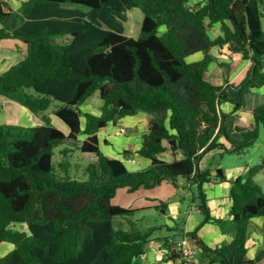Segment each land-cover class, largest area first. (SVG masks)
<instances>
[{
	"label": "trees",
	"instance_id": "obj_1",
	"mask_svg": "<svg viewBox=\"0 0 264 264\" xmlns=\"http://www.w3.org/2000/svg\"><path fill=\"white\" fill-rule=\"evenodd\" d=\"M134 8L144 14L138 39L125 35L124 28ZM12 16L0 0V40L20 39L27 56L0 75V97L42 116L44 124L0 125V244L15 245L0 264H144L161 227L116 229V217L135 212L113 204L121 189L134 193L163 183L177 186L184 179L196 186L203 224L222 222L211 217L203 186L213 176L222 182L226 176L221 168L213 175L199 165L210 151L226 150L218 143L223 135L229 139L222 104L249 111L256 129L264 126V102L252 105L255 91L264 88V0H26L23 22L8 27L5 21ZM216 25L222 32L212 38ZM226 46L252 62L235 87L239 101L206 77L215 60L211 50ZM196 54L204 55L202 61L190 62ZM97 91L101 114L83 112L81 106ZM55 101L60 105L54 114L68 126V135L44 115ZM140 113L148 130L137 153L151 164L133 172L102 151L98 133ZM63 143L82 152L81 163L69 160L73 149L67 148L55 167V151ZM165 153L172 161L161 158ZM72 165L85 180L72 179ZM260 170L254 167L248 179L231 181L236 226L231 243L212 248L197 230L188 233L202 264L264 259V248L254 260L247 256L254 218H263L264 236V192L254 181ZM162 240L170 252L166 260L182 256L178 244Z\"/></svg>",
	"mask_w": 264,
	"mask_h": 264
},
{
	"label": "crops",
	"instance_id": "obj_2",
	"mask_svg": "<svg viewBox=\"0 0 264 264\" xmlns=\"http://www.w3.org/2000/svg\"><path fill=\"white\" fill-rule=\"evenodd\" d=\"M198 1L199 0L193 4H196ZM1 3L5 12L14 13L16 11L22 10L23 14L26 0H1ZM0 28H2L1 23ZM221 32L220 25L213 26L210 29V35L212 38L218 37L221 35ZM211 54L215 60L209 64L206 77L213 84L227 89L230 92L232 98L236 101H239V95L235 87L238 86L247 76L251 70L252 62L250 60L243 59L241 54L233 53L228 46L224 48L215 47L211 50ZM26 56L27 45L23 41L15 38L1 39L0 75L9 70L13 65L24 60ZM203 58V54H196L189 58V61L196 62V60L200 61ZM254 96L257 100H259L260 96H264V88L255 91ZM263 102L264 100L262 103ZM228 105H230L231 108H229ZM0 109H2L9 125L34 127L36 125L44 124L42 116L33 115L24 106L7 98L0 97ZM220 109L223 114H226L229 110H236L238 112V116L239 113H241L239 116L240 118L250 117L252 119V125L255 127L254 117L249 111L245 112L243 109L237 110L236 106L230 102L222 104ZM224 109L226 112H224ZM82 111L89 112L87 109ZM84 125L85 119L82 118V126L84 127ZM123 125H126L127 128ZM128 128L132 130V133H146L148 130L146 115L144 113H140L136 116L125 117L119 120L117 123L109 124L104 130L100 131L98 133L100 143L103 142L105 146L102 151L110 158L120 159L124 161V163L131 165L133 168H135V170L137 167L138 171H143L151 164L150 160L139 156L137 153L142 148L144 138L141 136V134L128 136ZM122 129H124V132L121 131ZM124 134H126L127 137H125ZM218 143L224 145L225 149L228 151H232L234 149L233 142L224 135L219 138ZM219 151L222 152L224 150L218 147L206 154L200 162V170L209 169L212 171L213 175H215V171L216 169H219V166H212L211 159L214 158L213 154ZM134 157H137V159H134ZM161 158L167 161H172L173 159L167 153L163 154ZM225 176V182L219 181L215 178V176H213V180L203 186V193L205 195L211 217L222 222H209L203 224L204 215L200 210L201 203L197 197L198 195L196 186L190 184L189 181H186V184H188L190 189L193 191L192 203L184 206L183 209V203L177 201V199H174V201L172 200L179 194L180 186L185 184L183 183L182 179L178 181V187L171 183H163L162 185L153 189H140L134 193H130L127 189H125L127 195L130 194L138 197V199L136 198V205L129 206L128 209L135 210V212L139 211L144 218L152 208H157L160 205L163 207V215L165 217L166 210L169 211L170 209V223L166 224V229L161 227V230L158 232L156 238H153V240L149 243L147 252L142 257V259L145 260V263L143 262L144 264H186V260L184 259L183 255L180 258H177V260H166V255L170 252H168L167 248L162 246V239L164 238H170L171 242L174 241L173 243L178 244V241L182 238V235L197 230L199 239L212 248L221 247L233 241L236 226L232 223L233 217L231 215V209L233 206V201L230 197V188L232 185V179L237 178L238 175H235V177H232V179L229 175L225 174ZM182 211H184V213L189 212V215L187 218L186 214H184L186 221L183 225L182 221L179 222L180 225L178 227V220L182 215ZM144 218H142V220ZM134 223L132 224L135 225ZM137 225L138 224L136 223L135 226L139 228ZM262 226L263 218H261V220L259 218H254L252 220L251 228L253 229L254 227L255 231L251 232L247 242V256L250 260H254L258 251L264 247V236L261 230ZM176 227L179 229H176ZM14 249L15 245L12 243L5 242L0 244V259L12 252ZM175 254L177 255V251ZM202 262L196 258L195 263L193 264H202ZM254 264H264V259L259 262H255Z\"/></svg>",
	"mask_w": 264,
	"mask_h": 264
},
{
	"label": "rangeland",
	"instance_id": "obj_3",
	"mask_svg": "<svg viewBox=\"0 0 264 264\" xmlns=\"http://www.w3.org/2000/svg\"><path fill=\"white\" fill-rule=\"evenodd\" d=\"M196 1L197 0H191V4ZM127 17H128L127 21L124 23L125 35L132 37L134 39H138L141 35L142 24L144 20L143 12L138 8H134L127 13ZM22 20H23V14H22V10H20L14 12L13 16L5 21V24L8 27L12 28L13 26H19ZM263 28H264V18H263ZM201 61L202 59L200 61L196 60V62H201ZM208 68L209 65L207 66L206 72ZM253 98H254L252 102L253 106L260 105L264 100V96H260L259 100H257L255 96ZM59 105H60L59 102L57 101L53 102L51 107L44 113V115L49 119L51 125L62 130L66 135H68L69 134L68 126L54 114L55 109ZM102 105H103V101L100 97L99 91H97L85 102V104L81 106V109L82 110L87 109L89 110V112H92L96 115H100ZM228 106L229 108H231L230 105ZM224 112H226L225 109ZM237 113L238 112L236 110L234 111L229 110L224 116V126L229 136V140L233 142L234 149L232 151L225 150L222 152L220 151L215 152L213 154L214 158L211 159V165L215 167L219 166V168H221L226 175H229L231 179L232 177H235V175H238L237 177L242 176L244 179H248L250 176V169L257 166H261V170L254 176V181L261 187L262 191L264 192V126H260L258 127V129H256L252 125V119L250 117L240 118L237 115ZM7 122L8 121L5 118L2 109H0V125L7 124V126H9V123ZM123 126L126 127V125ZM127 133L128 136L140 135V134L141 136H143L145 134L141 132L132 133V130H130L129 128L127 129ZM124 136L127 137L126 134H124ZM79 139L83 140L84 136H80ZM101 144H102V149H104L105 146L103 142H101ZM236 144L240 145L238 149H235ZM67 148L73 149L72 153L68 154L69 160L73 163H77V162L81 163L82 160L80 158H82V152L76 150L74 146L70 143L69 144L63 143L60 146H58L55 151L56 154L54 156V165L56 168L58 167V163L60 161L65 160V157L60 154V151H63ZM85 158L87 159V157ZM134 159H137V157H134ZM125 164L130 171H138L137 167L135 170V168H133L131 165L127 163ZM71 174H72L71 175L72 179H76L80 181L85 180V178H83L80 173H77L75 165H72ZM182 181L185 184H183V186H180L179 194L177 195V197L173 198L172 200L174 201V199H177V201L183 203L182 204V209H183L184 206H187L192 203L193 191L192 189H190L188 184H186V180L182 179ZM136 198L138 199V197H135L133 195L130 194L127 195L126 190L123 189L117 192L113 201L115 205L129 208V206L136 205V201H137ZM165 213H166V217L163 215V207L161 205L158 206L157 208H152L147 214L150 216L146 215L145 218L143 217L142 214H140L139 211H137L132 213L130 216L116 217L114 219V227L118 230L128 231L130 230L132 223L135 222L134 224L136 225L137 223L139 229L141 228L140 230L143 229L146 230L149 227H155L157 225L166 229V224L170 223V216H169L170 209L169 211L166 210ZM184 214H186V217L188 218L189 212L184 213V211H182V215L179 218L178 223L181 221L183 222L186 221V219L184 220L185 218ZM142 218L144 219L142 220ZM259 219L261 220V218ZM254 231L255 228L254 227L253 229L251 228V232ZM156 236H154V238H156ZM196 258L200 260V262H202L200 254H197ZM144 261L145 260L143 259L141 260V262Z\"/></svg>",
	"mask_w": 264,
	"mask_h": 264
},
{
	"label": "built area",
	"instance_id": "obj_4",
	"mask_svg": "<svg viewBox=\"0 0 264 264\" xmlns=\"http://www.w3.org/2000/svg\"><path fill=\"white\" fill-rule=\"evenodd\" d=\"M121 131L124 132V129H122ZM178 249L182 253L187 263H195L199 248L197 246V243L191 240L188 233L182 235V238L178 241Z\"/></svg>",
	"mask_w": 264,
	"mask_h": 264
}]
</instances>
